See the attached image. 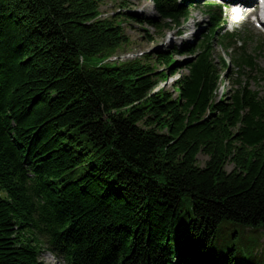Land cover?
Listing matches in <instances>:
<instances>
[{"label": "trees", "instance_id": "1", "mask_svg": "<svg viewBox=\"0 0 264 264\" xmlns=\"http://www.w3.org/2000/svg\"><path fill=\"white\" fill-rule=\"evenodd\" d=\"M150 1L157 17L123 16L181 34L204 8L201 40L105 67L86 57L130 39L101 0H0V264H248L213 246L225 221L264 231V95L241 80L264 79L260 53L221 32L220 6Z\"/></svg>", "mask_w": 264, "mask_h": 264}, {"label": "rangeland", "instance_id": "2", "mask_svg": "<svg viewBox=\"0 0 264 264\" xmlns=\"http://www.w3.org/2000/svg\"><path fill=\"white\" fill-rule=\"evenodd\" d=\"M208 2L218 3V0H209ZM100 17L107 19L118 13V18L122 23L126 35H128L130 41L127 45L122 46L117 53H114L112 57L96 56L93 58L86 57V65H103L105 67H115L118 61L126 62L136 58H142L147 53L154 51H169L174 47H182L183 43H197L201 40L202 35L206 32L209 22V17L205 12V9L196 7L192 10L190 19L183 24L180 34L179 30H166L164 34L157 32L156 28L150 26L147 23L141 24L135 20H129L123 16L124 13L134 14L142 19H150L157 17V13L150 0H101ZM249 12H253L250 8ZM100 18V19H101ZM231 15L228 12L226 18L221 19L222 33L234 32L239 35L240 41H247L250 50L258 51L260 53V67L264 68V33L258 31L251 24V16L239 23H230ZM182 35V36H181ZM259 48V49H256ZM217 53H224L223 49L218 46ZM226 54V53H225ZM174 60L184 62L191 59L193 56L190 54H175ZM229 59V56H226ZM111 59V60H109ZM156 60V56H153V60ZM115 61V62H114ZM160 70L166 69L163 64H156ZM188 71L186 68H180L178 74H186ZM175 74H169L167 79L161 80V82L155 87L154 92L162 88L173 89V84L181 79ZM231 77L226 75L225 80L220 83L218 91V98L221 94L232 91L237 88L236 82L238 75L235 71L230 72ZM254 75V74H253ZM247 77V76H246ZM242 78V82L245 84L246 80L248 84L254 89L264 95V79L259 81L254 79ZM223 92V93H222ZM209 157L203 153L198 155V161L201 167L206 165ZM234 165L232 163L227 165V170L232 171ZM192 214L191 203L188 198H184V218L187 219V214ZM216 252H224L226 250L234 249L237 254V258L242 256L243 262L248 259V264H264V231L261 227H247L232 221L223 222L217 232L216 241L213 246ZM41 259L48 264H67V261L55 256V254L45 250L42 251ZM241 259V257H240Z\"/></svg>", "mask_w": 264, "mask_h": 264}, {"label": "bare ground", "instance_id": "3", "mask_svg": "<svg viewBox=\"0 0 264 264\" xmlns=\"http://www.w3.org/2000/svg\"><path fill=\"white\" fill-rule=\"evenodd\" d=\"M225 3H227V2H225Z\"/></svg>", "mask_w": 264, "mask_h": 264}]
</instances>
